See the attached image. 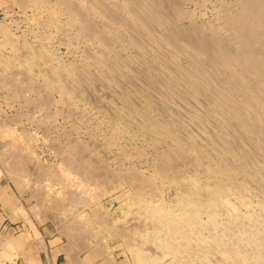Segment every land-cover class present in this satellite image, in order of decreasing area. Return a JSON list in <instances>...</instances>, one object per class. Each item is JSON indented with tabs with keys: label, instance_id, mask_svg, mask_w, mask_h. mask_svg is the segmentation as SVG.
I'll use <instances>...</instances> for the list:
<instances>
[{
	"label": "rangeland",
	"instance_id": "374dc122",
	"mask_svg": "<svg viewBox=\"0 0 264 264\" xmlns=\"http://www.w3.org/2000/svg\"><path fill=\"white\" fill-rule=\"evenodd\" d=\"M3 1L6 3L4 2L0 6V24L5 29L3 32L0 31V179L9 183V187H7L9 193L15 196L20 204V209L15 211V215L22 216L32 230L36 231L38 225L51 227L54 230L56 242H61L65 252L83 264H150L149 257V259L147 256L146 259L143 258L145 256L143 254L145 252L143 250L144 245L136 239V231L131 224V217L141 208H166L168 206L166 209L177 211L190 210L192 207L182 203L187 193V185L184 182L174 175L161 179L157 174L156 169L157 165L161 163V156L177 148L175 142L169 139L162 130L158 131L159 138L155 139L152 132L144 129V121L151 118L158 127L161 122L159 116H163L159 111L158 113L149 112V109H146L140 100L137 102L133 100L134 107L126 105L123 98L117 95L113 84H107L108 77L116 73L115 69L118 66L124 72L121 73L123 78H126V75L130 76L126 80L129 79L130 83H133H129L131 87L140 83L134 79H137V71L139 78H142L145 65H143V61L139 63L138 51L133 47L134 45H131V43L135 44V41L132 40L139 42L137 38L140 36L135 35V37L130 29L126 31V34H123L125 31H120L114 35L110 32L105 21L96 18L97 14H92L90 17L82 14L87 19L92 17L90 21L95 17L93 22L96 23L90 22V27L93 25V28L88 30L87 24L79 23L80 13H82L80 11L84 8L80 6L81 3L88 8L89 5H93L92 2H95L99 6L101 4L100 7L103 11H109L110 8L111 11L116 8V14H120L118 9L124 0H114L115 3L110 0L114 4L105 0H103L105 2L101 0H91L92 2L90 0H78L81 2L80 5L75 4L74 7L70 6L69 2L63 4L58 3L57 0H37V2L28 0L29 2L25 5L21 3L22 6L19 4L22 0ZM72 1L75 0H70V2ZM241 1L176 0L175 2L183 5H179V7L180 9L183 7L182 11L188 16L184 14V20H178L176 23L174 22V25L188 30L191 29L192 25L197 26L199 24L202 25L199 28L203 29L204 34H207L213 27L216 30L223 29L222 32L226 34L225 31L227 30L222 26L223 22L226 23V21L223 19H226V14L232 11L230 7L236 8L235 2ZM76 5L79 10L81 9L80 13L77 12V8V11L74 10L75 13L71 15L68 8L73 10ZM97 5L95 8L92 6L89 8L92 11L93 8L98 11L99 6ZM165 10L167 8L163 11ZM126 12L128 13V11ZM167 12L168 10L164 13L167 14ZM76 13L77 15H75ZM188 21H192V25L191 23L189 25ZM224 26L228 29V25L225 24ZM209 27L211 28L209 29ZM84 28L86 30H83ZM95 28L100 34L93 36ZM141 41L148 48L147 43L142 38ZM27 49L43 54L37 61L33 62L32 66L22 62L21 59L22 53ZM101 57L104 58V62L106 61V63L103 62V66L95 62V60L99 62ZM127 57L133 65L130 64ZM183 58H177V63L180 61L178 64L181 63V66L188 63V60ZM138 64L139 66L136 67ZM84 66L89 74L92 73L90 75L94 79L91 89L85 90L84 88V95L78 89L74 92L70 91L72 95L69 94V96L59 87L54 89L55 86H53L48 90V85L53 83L51 80L58 74L61 83L66 82L69 86L71 83L68 79V72L73 74L78 72L77 74H79ZM124 69L127 70L124 71ZM54 72L56 75L53 74ZM96 83L103 86L106 84L109 87L105 86L104 88L102 85L98 87ZM94 85H97V88L102 87L103 90H101L102 88L97 89ZM95 89L100 92L95 91ZM111 99L112 103L110 102ZM135 107L147 112L144 115L136 113ZM127 118L128 121H126ZM173 123L174 126L180 125L181 120H173ZM7 146L8 148H6ZM24 155L25 157H23ZM25 161L27 162L25 163ZM173 161L175 165H180V158L175 157ZM34 171L36 175L33 174ZM66 173L70 176L69 178ZM22 180L24 181L22 182ZM134 181L144 184L145 187L143 186L139 190L144 193L142 197L138 196L139 191L134 186ZM29 187L32 189L30 190ZM80 191L81 194H77ZM151 191L155 195L153 198H150ZM33 192L35 196H33ZM250 195V203L248 204L250 207L238 208L244 215L252 212L253 209L255 211L258 206V195L256 196L255 192H250ZM76 197L79 198L75 199ZM152 199L153 202L150 201ZM44 201L45 203H43ZM48 202L51 204H47ZM200 212V218L203 221L206 220L208 212L205 209ZM215 213L220 214L221 220L228 218L225 207H218ZM128 218L129 220H127ZM6 225H9L8 221H5L0 215L1 241L29 236L28 233L26 235L22 232L21 225L18 228V223L14 227V233L10 232L11 230L9 231L5 227ZM116 228L120 231H116ZM4 248L0 245V264H16L20 250L11 252L10 256H4L5 254H1L3 252L1 249ZM93 254L98 256L94 260L91 258ZM137 256L140 257L139 261H137ZM160 256L161 258H159ZM152 258H158L160 264L169 262L160 254L152 256ZM156 264L159 263L156 262Z\"/></svg>",
	"mask_w": 264,
	"mask_h": 264
},
{
	"label": "bare ground",
	"instance_id": "6f19581e",
	"mask_svg": "<svg viewBox=\"0 0 264 264\" xmlns=\"http://www.w3.org/2000/svg\"><path fill=\"white\" fill-rule=\"evenodd\" d=\"M35 1L37 2V0ZM57 1L63 4L69 2L68 4L73 7L75 4L80 5L81 3L78 0L72 2L70 0ZM163 1L124 0L118 9L121 16L116 14V8L111 11V8L109 11H103L100 7L101 4L99 6L92 1L90 3L94 6L89 5V7L95 8V5H97L99 6L98 11H95L96 9L94 10V8L92 11L82 3L80 6L84 8L80 9L81 11L77 5L75 9L72 8L73 10L68 8V12L71 15L75 13L74 10L77 11V8V12H82H79L81 14L79 23L84 22L87 24L88 30L93 26L91 25L90 27V22L92 23L95 17L90 21L92 17L87 19L82 14L87 15V17L97 14L96 18L105 21L110 28V32L114 35H117L120 31H125L123 34H126V31L130 29L134 36H140L137 38L139 42L138 40L137 42L132 40L135 41V44L131 43L138 51L139 63L143 61V65H145L144 72H140L142 73V78H139L138 71L137 76L135 75L137 79L134 80L140 83L131 87L130 84L133 83H130L129 79L126 80L130 76L126 75V78H123L121 73L124 72L118 66L115 69V77H113L114 74L109 76L107 84H113L117 95L123 98L126 105L134 107L132 104L133 100H136V102L140 100L146 106L145 108L149 109V112L158 113L159 111L163 116H159L161 119L160 125L157 127V123L155 124L151 118L145 119L144 129L152 132L155 139L159 138L158 131L162 130L169 139L175 142L177 148L161 156V163L157 165L156 170L161 179L174 175L187 185V193L185 196L182 194L184 196L182 203L192 208L190 210L177 211L166 209L168 206L166 208L138 209L137 213L131 217V224L136 231V239L144 245L145 249L143 248V250L145 252L143 254L145 256L143 258L149 257L150 264L161 263L158 258H152L156 254L167 258L169 260L167 264H264V0L235 2L237 4L236 6L234 3L236 8L232 6L230 7L232 11L229 10L230 12L227 14L224 13L226 14V19L223 20L226 23L223 22L222 26L227 30L225 31L227 35L222 32L223 29L217 28L218 30H216L215 27L209 30L207 34H204L203 29L199 28L202 25L193 26L192 21H188V24L190 25L191 23L192 25L191 29L184 30L185 28L177 27L178 25H174V22L184 20L185 12L182 11L184 8L180 9L179 5L181 4L175 2L176 0ZM4 2L0 0V6ZM27 2L29 1L22 0L19 4L22 6L21 3L25 5ZM110 3L112 2L110 1ZM117 5L115 6L118 7ZM224 7L226 8V5ZM163 8H167V14H165L167 10L163 11ZM124 12L127 15H124ZM225 24L228 25V29L224 26ZM83 30H86V28ZM0 31H5L1 24ZM94 31L93 36L100 34L96 28ZM141 38L147 43L148 48L145 43L143 44ZM128 42L130 41L128 40ZM42 55L41 52L38 53L27 49L22 53L21 59L22 62L32 66L33 62L37 61ZM179 57L186 58L188 63L181 66V63L178 64L180 61L177 63V58ZM89 58L88 60H90ZM127 58L129 59V57ZM95 62L103 66L104 58L101 57L99 62L97 60ZM130 64L133 65L131 62ZM77 73L68 72V79L71 83L69 86H67L66 82L61 83L62 81L58 74L51 80L53 83L48 85V90L53 86H55L53 87L54 89L59 87L63 92L68 93L67 95L69 96L71 94L70 91L74 92L78 89L84 95V88L85 90L90 88L94 79L90 75L92 73L90 72L89 74L85 66L80 70L79 74ZM99 78L101 79L100 76ZM96 84L98 87L102 85ZM97 85L94 86L97 88ZM105 86L109 87L106 84ZM105 86L103 87L105 88ZM126 89L129 90L126 91ZM95 91L100 92L96 89ZM89 95L91 96V94ZM90 98L92 99L93 97ZM110 102L112 103V99ZM60 104L62 105V103ZM137 112L144 115L147 111L136 108ZM178 119L179 121L181 120L180 125L174 126L175 122L173 123V120ZM126 121H128V118ZM165 149L167 148L165 147ZM175 157L180 158V165L174 164L173 160ZM30 161L32 160L30 159ZM19 165L17 164V166ZM178 166L180 168H177ZM33 174H35V171ZM78 182L80 183V181ZM134 186L139 191L144 184L134 181ZM82 187L84 186L82 185ZM29 188L30 190L32 189L31 187ZM62 189L64 190V188ZM250 192H255V195H258V206L255 211L253 209L252 212L244 215L238 208L250 207L248 205L250 203L249 198H251ZM77 194L80 195L81 191ZM143 195L144 193L139 191L138 196L142 197ZM33 196H35L34 192ZM68 196L70 197V195ZM153 196L155 195L151 191L150 198H153ZM78 198L76 197L75 199ZM150 201L153 202V199ZM218 207L226 208L228 212L226 220H221L220 214L215 213ZM203 209L208 212L207 219L204 221L200 218V211ZM118 228H116V231H120ZM24 239L25 236L16 238V240H0V245L5 247L3 250L1 249L3 251L1 254L10 256V253L15 250L21 251ZM139 258L137 256V261H139Z\"/></svg>",
	"mask_w": 264,
	"mask_h": 264
},
{
	"label": "crops",
	"instance_id": "0c3cea01",
	"mask_svg": "<svg viewBox=\"0 0 264 264\" xmlns=\"http://www.w3.org/2000/svg\"><path fill=\"white\" fill-rule=\"evenodd\" d=\"M3 181L4 179H0V215L5 221H8L9 225L5 227L14 233V227L18 223V228L21 225L22 232L29 235L25 236L16 264H83L65 252L61 242H56L55 233L51 227L38 225L35 231L22 216L15 215V211L20 209V204L15 196L9 193L7 189L9 183ZM94 256L96 255L91 257L93 260L96 259Z\"/></svg>",
	"mask_w": 264,
	"mask_h": 264
}]
</instances>
